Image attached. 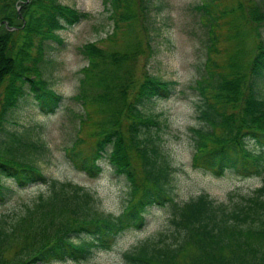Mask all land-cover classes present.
Wrapping results in <instances>:
<instances>
[{
    "label": "trees",
    "instance_id": "16d2710c",
    "mask_svg": "<svg viewBox=\"0 0 264 264\" xmlns=\"http://www.w3.org/2000/svg\"><path fill=\"white\" fill-rule=\"evenodd\" d=\"M217 0H204L207 33L204 74L197 81V110L204 126L192 128V167L219 177L226 170L241 176H261V184L247 194L228 195L230 203L200 193L186 202L175 201L167 185L170 165L158 146L143 136L153 117L143 106L155 98H168L171 83L142 71L134 76L139 43L125 41L123 49L82 45L87 65L81 69L78 92L82 106L98 105L102 116L94 125L97 135L90 152L78 148L79 138L65 148L71 165L90 178L97 177L107 158L116 175L129 183V195L120 213L97 208V197L71 181L48 178L28 158L34 148L8 128L10 114L24 97L25 86L43 113H53L62 96L39 78L45 43H62L57 31L87 16L59 0H0V205L17 189L44 184L14 215H0V264H51L80 262L94 251L109 250L119 234L141 229L152 206L169 207L171 229L148 236L122 253L124 264H264V155L247 147L264 148V5L261 0H237L222 10L235 14L227 37L231 50L221 63L217 51ZM116 36L120 21L132 17L130 0H103ZM145 13L147 2L140 0ZM234 12H238V15ZM246 23L247 29L244 30ZM128 25L127 27H130ZM253 32L250 48L246 40ZM126 36H133L126 30ZM32 50L35 53H32ZM80 114V128L90 120ZM156 124V123H155ZM138 160L140 171L132 163ZM10 179V184L6 181Z\"/></svg>",
    "mask_w": 264,
    "mask_h": 264
},
{
    "label": "rangeland",
    "instance_id": "374dc122",
    "mask_svg": "<svg viewBox=\"0 0 264 264\" xmlns=\"http://www.w3.org/2000/svg\"><path fill=\"white\" fill-rule=\"evenodd\" d=\"M85 12L87 16L69 28L57 31L62 39L45 43L43 60L38 63L39 78L45 81L47 88L62 96L59 107L53 113H43L25 86L24 97L10 114L8 128L17 132L24 142H30L34 148L28 152V158L48 177L59 181H71L80 184L97 197V208L105 213L118 214L126 204L129 195V183L122 175H116L107 158L100 162L101 173L90 178L76 170L66 158L65 148L79 138L78 148L90 152L97 138L94 121L102 116L98 105L82 106L74 97L78 92L79 80L83 77L81 69L87 65L82 45L94 42L99 48L117 47L123 49L126 40L139 43V53L134 60L135 79L142 71L169 81L171 94L168 98L158 97L144 104L146 114L153 117L154 123L143 136L158 146V150L170 165L167 185L174 199L183 203L200 193L209 194L216 201L230 203L236 194H247L261 184V176H241L232 170H226L216 177L202 168L192 167L191 157L194 150L192 128L204 126L199 118L197 104L200 96L197 81L204 74L206 59V26L204 12L197 8L204 0H144L147 2L145 13L140 9V0H130L131 18L120 21L116 36L109 40L113 32V20L103 0H59ZM264 5V0H261ZM218 40L213 58L218 62L226 58L231 50L232 40L227 36L233 33L228 26L233 23L235 14H222V10L235 6L237 0H217ZM238 15V12H234ZM130 27H127L130 25ZM247 29L246 23L244 30ZM126 30L133 36H126ZM261 33L264 37V27ZM254 40L253 32L246 40L250 48ZM32 53H35L32 50ZM90 112L91 119L80 128V114ZM156 123V124H155ZM247 147L254 152L260 150L254 142ZM132 163L139 172L137 158L132 155ZM10 184V179L6 181ZM47 186L36 184L17 189L14 197L0 205V215H9L23 208ZM236 199V197L234 198ZM169 207L152 206L145 213V223L141 229L126 230L119 234L109 250H97L87 259L71 260L51 264H124L122 253L140 240L171 229Z\"/></svg>",
    "mask_w": 264,
    "mask_h": 264
}]
</instances>
